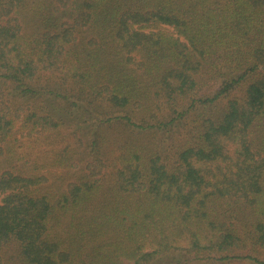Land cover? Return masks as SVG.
<instances>
[{
	"label": "trees",
	"instance_id": "1",
	"mask_svg": "<svg viewBox=\"0 0 264 264\" xmlns=\"http://www.w3.org/2000/svg\"><path fill=\"white\" fill-rule=\"evenodd\" d=\"M0 160V264H264V0H0Z\"/></svg>",
	"mask_w": 264,
	"mask_h": 264
},
{
	"label": "rangeland",
	"instance_id": "2",
	"mask_svg": "<svg viewBox=\"0 0 264 264\" xmlns=\"http://www.w3.org/2000/svg\"><path fill=\"white\" fill-rule=\"evenodd\" d=\"M44 139V138H43ZM43 139H39V140H41V141H44ZM28 140H30V139H28ZM35 139H31V141H34ZM47 144H43V143H37L36 144V147L35 148H33V151H32V154L34 155V156H37V155H44V154H46L47 153V149H48V147L46 146ZM2 164V165H1ZM0 165L1 166H3L4 164H3V162H2V160H0Z\"/></svg>",
	"mask_w": 264,
	"mask_h": 264
}]
</instances>
